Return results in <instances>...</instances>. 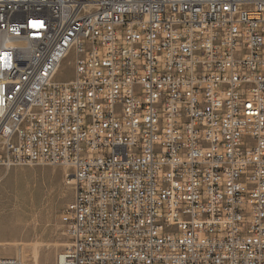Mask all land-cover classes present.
<instances>
[{
  "label": "built area",
  "instance_id": "2783aa9c",
  "mask_svg": "<svg viewBox=\"0 0 264 264\" xmlns=\"http://www.w3.org/2000/svg\"><path fill=\"white\" fill-rule=\"evenodd\" d=\"M25 165L72 182L56 264H264V0H0Z\"/></svg>",
  "mask_w": 264,
  "mask_h": 264
},
{
  "label": "rangeland",
  "instance_id": "374dc122",
  "mask_svg": "<svg viewBox=\"0 0 264 264\" xmlns=\"http://www.w3.org/2000/svg\"><path fill=\"white\" fill-rule=\"evenodd\" d=\"M68 62L69 59L62 62L56 80L73 78V68ZM66 172L59 165L0 167L6 233L14 217L19 214L21 218V236L13 238L6 234L4 257L16 258L20 264H56L58 254L68 243L60 220L62 210L73 196Z\"/></svg>",
  "mask_w": 264,
  "mask_h": 264
},
{
  "label": "crops",
  "instance_id": "0c3cea01",
  "mask_svg": "<svg viewBox=\"0 0 264 264\" xmlns=\"http://www.w3.org/2000/svg\"><path fill=\"white\" fill-rule=\"evenodd\" d=\"M2 200H3V192L1 191V185H0V258H3L5 256L4 244L6 241V234L9 237H13V238L21 236L20 234L21 233V224H20L21 218L19 214L14 217L13 224L6 233L5 221H4L3 210H2V203H3Z\"/></svg>",
  "mask_w": 264,
  "mask_h": 264
},
{
  "label": "bare ground",
  "instance_id": "6f19581e",
  "mask_svg": "<svg viewBox=\"0 0 264 264\" xmlns=\"http://www.w3.org/2000/svg\"><path fill=\"white\" fill-rule=\"evenodd\" d=\"M97 11V2H90L88 3V12H96ZM69 183L72 184V182L70 181ZM20 245V244H19ZM38 248V247H37ZM37 251V250H36ZM36 254V252H35Z\"/></svg>",
  "mask_w": 264,
  "mask_h": 264
}]
</instances>
